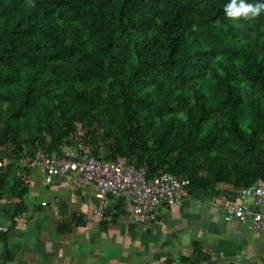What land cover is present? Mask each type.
<instances>
[{
    "label": "trees",
    "instance_id": "16d2710c",
    "mask_svg": "<svg viewBox=\"0 0 264 264\" xmlns=\"http://www.w3.org/2000/svg\"><path fill=\"white\" fill-rule=\"evenodd\" d=\"M226 3L0 0V264H16L8 234L38 148L123 157L197 199L264 180V13L233 20ZM117 201L111 221L126 211ZM212 258L194 241L179 260Z\"/></svg>",
    "mask_w": 264,
    "mask_h": 264
},
{
    "label": "crops",
    "instance_id": "0c3cea01",
    "mask_svg": "<svg viewBox=\"0 0 264 264\" xmlns=\"http://www.w3.org/2000/svg\"><path fill=\"white\" fill-rule=\"evenodd\" d=\"M29 180L26 210L8 234L16 264H160L167 258L182 264L180 255L189 252L194 241L212 259L238 257L248 264H264V233L223 219L225 204L234 199L226 187L216 199L188 195L163 206L157 221L143 226L129 222L126 211L111 221V215L119 212L117 199L108 202V214L100 220L94 214L92 187L71 177L48 178L33 168ZM61 223L70 229L57 234ZM9 226L10 222L0 218V229ZM227 261L236 260L221 263Z\"/></svg>",
    "mask_w": 264,
    "mask_h": 264
},
{
    "label": "built area",
    "instance_id": "2783aa9c",
    "mask_svg": "<svg viewBox=\"0 0 264 264\" xmlns=\"http://www.w3.org/2000/svg\"><path fill=\"white\" fill-rule=\"evenodd\" d=\"M19 165H26L22 158ZM6 162L0 161V167ZM31 167L42 170L48 178L71 177L78 183L90 185L95 193L94 214L100 220L106 218L110 197L123 198L127 220L137 225H149L158 219L163 206H171L187 197L188 182L164 172L148 178L145 167L138 168L125 158L104 160L95 156L81 158L76 151L60 154L38 148ZM223 219L237 221L250 230L264 233V180L238 190V201L227 202Z\"/></svg>",
    "mask_w": 264,
    "mask_h": 264
},
{
    "label": "clouds",
    "instance_id": "9594fccd",
    "mask_svg": "<svg viewBox=\"0 0 264 264\" xmlns=\"http://www.w3.org/2000/svg\"><path fill=\"white\" fill-rule=\"evenodd\" d=\"M224 11L228 18L238 20L239 18L253 19L264 13V0H228L224 5Z\"/></svg>",
    "mask_w": 264,
    "mask_h": 264
},
{
    "label": "water",
    "instance_id": "95a60500",
    "mask_svg": "<svg viewBox=\"0 0 264 264\" xmlns=\"http://www.w3.org/2000/svg\"><path fill=\"white\" fill-rule=\"evenodd\" d=\"M228 259H232V260H236L238 262H242L244 264H248L246 261H244L243 259L241 258H238V257H223V258H216V259H211L209 261H206L205 263L203 264H218V263H221L223 261H226Z\"/></svg>",
    "mask_w": 264,
    "mask_h": 264
},
{
    "label": "rangeland",
    "instance_id": "374dc122",
    "mask_svg": "<svg viewBox=\"0 0 264 264\" xmlns=\"http://www.w3.org/2000/svg\"><path fill=\"white\" fill-rule=\"evenodd\" d=\"M3 202H5V200H3ZM2 250H0V253H1Z\"/></svg>",
    "mask_w": 264,
    "mask_h": 264
}]
</instances>
